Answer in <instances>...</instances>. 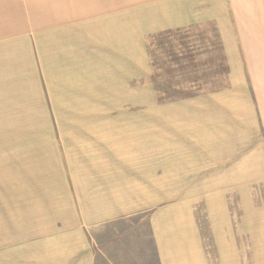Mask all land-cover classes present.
Listing matches in <instances>:
<instances>
[{"label": "rangeland", "instance_id": "1", "mask_svg": "<svg viewBox=\"0 0 264 264\" xmlns=\"http://www.w3.org/2000/svg\"><path fill=\"white\" fill-rule=\"evenodd\" d=\"M262 45L264 0H0V264H41L40 243L74 228L107 260L177 203L197 221L184 264H264V180L226 187L209 159L225 131L254 135L242 95L257 104ZM100 189L144 212L101 228Z\"/></svg>", "mask_w": 264, "mask_h": 264}, {"label": "crops", "instance_id": "2", "mask_svg": "<svg viewBox=\"0 0 264 264\" xmlns=\"http://www.w3.org/2000/svg\"><path fill=\"white\" fill-rule=\"evenodd\" d=\"M229 40L228 38L227 42ZM260 49L264 51V45ZM232 50L235 49L233 48ZM232 56L237 55L232 53ZM253 56L264 57V54L257 53ZM241 70L239 66L237 73H241ZM251 70H253V74H256L255 80H257L256 84L259 87L256 98L258 99L257 104L256 102H250V98L245 95H242V98L248 107L249 119L252 122L250 126L253 128L254 135L250 136L243 133L241 137H231L238 141L235 143L229 139V133L225 131L224 133H227V135L225 136L224 134L221 137H217L220 140L215 143L220 147V151L216 150L214 152V147H211V151H209L211 168L219 167L220 169H225V174L220 176V180L225 183V186L228 187L230 185L232 187L235 180L237 185L240 184L242 186V191L245 193H247L248 189L246 187L248 188L250 181L264 180V66L252 67ZM226 94L231 95V92L228 91ZM212 137L214 138L213 134L210 135V138ZM213 140L210 139V142ZM212 144L214 145L213 142ZM231 147H235V150L231 151ZM235 176L237 177L236 179ZM210 180L214 181V177L212 176ZM115 186L118 185L113 184L108 190V195H114L122 191V188H116ZM98 192L97 203L94 204L93 212L87 214L86 218L92 220V222L96 218L95 222L99 226L101 225V228L110 230V223L116 224L124 220L130 222L133 221V218L139 212H144L137 209L131 210L129 207L115 203L116 201L107 205L106 189H100ZM223 195V189H219L215 193L216 199H221L222 201H224ZM241 198L243 208L245 207V216L248 219L247 225H245V231L248 233L249 206L245 203L249 199L244 197V195ZM211 214L214 233L217 234L219 243L221 242L223 255L227 256L226 235L232 232V227L228 221L229 216H227V212L224 209V202L220 203V207L216 211V214H218L216 218H214L215 211L211 210ZM219 217L220 224L218 222ZM144 219L148 221V226L131 222V226L123 229V231L131 230L130 233L133 229H136L138 235L130 240L131 236L125 237L126 233H124L121 238V247L114 246L115 255L113 257L108 256L107 260L97 257L88 233L83 228H74L73 231L65 233L61 232L51 237L50 241L40 243L39 249L42 250L41 256L43 257L36 260H41V264H184V260L187 259L185 226L195 234L197 222L193 213L188 210V206L185 203H177L150 213L146 217H142L140 221L142 222ZM173 222L176 223V226L172 224ZM119 229L120 227L118 226L114 227L116 231ZM174 229L177 231H174ZM181 229L185 230L180 231ZM175 232L178 235L176 238L173 235ZM136 238L137 242L135 241ZM99 251L103 253L101 248Z\"/></svg>", "mask_w": 264, "mask_h": 264}]
</instances>
